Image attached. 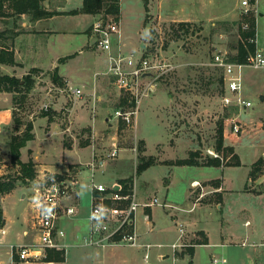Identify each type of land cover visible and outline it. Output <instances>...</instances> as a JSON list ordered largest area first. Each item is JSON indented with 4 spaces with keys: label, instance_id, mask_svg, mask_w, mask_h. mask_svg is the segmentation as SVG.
<instances>
[{
    "label": "rangeland",
    "instance_id": "rangeland-1",
    "mask_svg": "<svg viewBox=\"0 0 264 264\" xmlns=\"http://www.w3.org/2000/svg\"><path fill=\"white\" fill-rule=\"evenodd\" d=\"M147 1L148 12L146 0H124L121 15L122 47L126 53H134L137 59L145 54H158L177 65V69L156 79L155 91L145 97L140 105L137 128L122 121L113 127L109 126V121H105L108 118L110 122L116 123L113 119L114 111L126 107L118 106L121 97L129 99V95L121 91L113 79L105 74L106 71L98 76L100 87L95 91L92 89L94 70L82 72L74 67L69 69L72 88L88 86L83 89V95L77 98L66 94L65 86L61 87L54 82L52 75L49 77L48 74H40L35 70L13 75L9 71L11 68H3L9 64H0V75L16 78L21 81V85L27 75L32 77L30 90L13 86L10 92H0L10 95L15 117L20 124L13 122L0 136V176H19V168L11 164L9 143L11 137L19 133L17 129L23 131L25 123L32 121L35 137L29 141V147L49 165L57 167L68 164L67 168L61 169H66L62 173L71 171L75 179L80 180L76 187L80 196L77 214L61 222L62 227L67 230L65 243L68 247L62 253L66 258L65 263L55 264H95L93 258L108 264H214V260L218 264H251L252 260L253 264H264V210L256 209L253 198L244 196L229 201L230 207H226V210L233 209L230 217L227 213L222 216L213 201L212 205L208 204L211 194H207L211 187L198 182L190 188L194 180L205 181L214 178L216 174L220 177L218 169L171 165L188 158L196 150L204 155V159L215 158L209 154V150L217 152L224 165L236 160L235 156L241 162L235 147L226 144L225 140L223 151H217L215 147L219 122L224 120V126H227L226 120L234 118L238 110L224 107L218 83L222 72L213 66L212 58L218 52L227 57L237 54L239 23H245L250 17L257 21L255 37L264 45V15L260 16L261 13L264 14V0H258L256 11L249 16L240 13L242 0ZM255 1L257 0H252ZM187 18L195 19L192 21L196 25L195 33L180 32L181 36L178 38L172 31V26ZM2 22L0 18V30L3 28ZM146 29L149 32H145ZM0 43L9 45L3 39ZM247 72L248 93H263L264 90H260L257 85L264 81V70ZM99 96L103 98H98ZM253 104L254 107L260 106L257 96H254ZM45 112L53 117L50 124H58V134H55L57 137L53 140H47L44 131L47 120L42 116ZM236 121L241 125L240 132L235 133V137L239 139L259 121L264 127V113L259 116L247 111ZM113 143L119 146L118 157L109 161L110 171L106 169L105 174H97L96 180L106 185L111 184L112 180L123 182L125 191L134 187L137 191L139 188L142 190L141 195L137 192L139 200L148 202L157 198L160 204L170 205H155L152 209H147L149 221L145 220L141 208L137 213L141 243L152 246L147 262L144 259L146 249L108 248L104 250V254L94 255V250L84 244L83 236L89 233L88 218L92 207V192L89 187L91 172L85 165L93 156H106L112 151ZM227 143H230L229 139ZM143 147L147 152H141L140 148ZM251 152L243 151V166L226 171L228 188L236 191L244 188L250 165L256 156V153L252 156ZM141 155L152 156L156 163L137 174ZM23 156L27 160L26 150ZM31 159L33 160L32 155ZM197 160L203 161L200 158ZM35 169L38 171V167ZM40 179V176L28 182L19 179L17 193L5 198L3 202L8 217L5 228L9 230L11 225L13 227L12 244H19L17 232L26 228L22 229L21 222L32 210L35 188ZM165 179L170 180V183ZM253 185L250 188H258L259 184ZM189 188L194 191L191 201L187 200ZM22 193H27V199L22 198ZM201 198L203 201H199ZM72 202H76L74 197ZM239 206L248 208L250 213L240 216L236 211ZM33 215L35 216L34 213ZM33 220L35 224V218ZM247 220L250 225H246ZM222 223L224 231L233 235V240L222 242ZM181 228L184 229L183 233L180 232ZM28 230L31 233L32 229ZM205 231L208 232L209 243L195 246L194 255L191 256L188 249L207 238ZM9 236L10 232L4 238L8 240L11 238ZM174 244L177 245L175 249ZM111 249L120 251L117 258L108 254ZM48 251L44 258L33 263L46 264L49 260ZM9 253V246L0 247V264H10ZM223 260L225 263H222Z\"/></svg>",
    "mask_w": 264,
    "mask_h": 264
},
{
    "label": "built area",
    "instance_id": "built-area-1",
    "mask_svg": "<svg viewBox=\"0 0 264 264\" xmlns=\"http://www.w3.org/2000/svg\"><path fill=\"white\" fill-rule=\"evenodd\" d=\"M256 3L258 0L255 2L242 0L240 13L244 16L251 15L256 11ZM243 29H249L247 22L243 23ZM249 41L256 45L255 50L249 52L243 62L231 61L230 57L221 52L213 56V66L222 72L224 81L222 102L226 108L247 109L253 106L252 101L245 96L247 71L264 70V45H261L256 37L250 38ZM90 46L105 55L107 62L105 74L113 79L114 84L121 91L129 95L130 104L114 111L115 124L122 121L130 127L137 128L142 100L155 91L156 79L174 72L177 65L158 54L155 56L147 54L137 59L134 53H126L122 47L121 20L113 15L99 16L95 20L92 25ZM64 92L77 98L83 95L81 88L70 86H66ZM240 128L241 125L234 119L233 132H240ZM119 150L118 144L113 143L112 151L106 156H93L92 160L85 165L91 172L89 187L92 192V207L88 218L89 233L83 236L84 244L87 247L102 250L123 247L146 249L144 259L147 262L148 252L152 246L141 243L137 229V213L140 208H153L155 205L169 207L170 205L160 204L157 198L141 202L135 187L125 191L121 186L117 189V185L108 186L96 180L97 174L106 172L109 161L118 157ZM209 154L220 158V155L213 150H209ZM79 184L80 180L75 179L71 171L46 175L40 179L31 204L36 221L35 237L31 242L9 245L10 264H29L39 261L45 257L48 250L66 252L67 230L62 227L61 222L77 214L78 205L70 204L68 201L76 194V187ZM144 218L149 221L148 214L145 213ZM180 232L183 233L184 229L181 228ZM7 233L5 226L0 227V247L3 245L1 240ZM173 248H177V245L174 244ZM213 263L219 262L214 260ZM222 263H225V260ZM46 264H53V262H46Z\"/></svg>",
    "mask_w": 264,
    "mask_h": 264
},
{
    "label": "crops",
    "instance_id": "crops-1",
    "mask_svg": "<svg viewBox=\"0 0 264 264\" xmlns=\"http://www.w3.org/2000/svg\"><path fill=\"white\" fill-rule=\"evenodd\" d=\"M41 1V3H40ZM39 9H43L46 12L52 13L51 15L44 17V18H34L32 13L23 12V13H16L15 15L10 16H2V29L0 32H2V39L7 44L9 42V45H4V47L8 50H10L13 53V59L14 63L9 65H4L5 67L11 68L10 73L13 75H20V74H26L30 70H35L40 72V74H48L49 77L54 73V71L57 69L58 75L62 82L65 83L66 86H70V80H69V69L77 68L78 71H85V70H94L93 73V80H92V89H96L100 87L99 78L98 76L105 73L107 69V62L105 55L96 50L95 48H92L90 46L92 42V25L95 22V20L99 17L96 15L91 14H85L82 13L81 10L84 5V0H39ZM7 5V4H6ZM123 6H124V0H121V14H120V20L122 19V13H123ZM20 7H22L20 5ZM149 7V6H148ZM264 14H260V16H263ZM161 19V17H160ZM182 21H195V19H185ZM69 57V58H68ZM66 58V59H65ZM62 59H65L62 61ZM13 65V66H11ZM247 79H248V72H247ZM62 87V86H61ZM64 87V88H65ZM71 87V86H70ZM257 87L260 90H264V81L258 83ZM83 89L88 88L87 85H83L82 87H77ZM62 88H60L61 90ZM94 91V92H95ZM92 92V94L94 93ZM67 94V93H66ZM66 95H64L65 97ZM245 96L248 100L252 101L254 96H257L260 101L259 107H254V104L251 108L247 109H238V113L234 116V118H229L226 121L228 122L227 126L224 128V140L226 141V144H231L235 147L236 153L240 157L241 165L240 166H230V165H224L221 166H196V167H207V168H214L218 169V173H221V176L218 177L217 174L213 176L214 178H210L205 181H199L194 180L191 182L190 188H192V184L199 182L203 183L204 186L211 187V191H209V194L211 196L209 197V205H212L214 202L217 205V210L220 211L221 215L228 214V217H230V214L233 209H227L226 207H230L231 200L236 199L237 197H244V196H250L253 198V202L256 206L257 210H264V194L261 195H255L252 192L246 191V184L250 182L249 174L251 171V168L254 163L257 162L261 156L264 155V127L261 126L262 122L259 121L258 124L253 125L251 130H247L245 134H243L239 139L235 137V133L232 130V122L233 120H237L240 117L244 116V113L247 111H252L253 114L262 115L264 113V92L250 95L247 91V80H246V88H245ZM98 98H103L102 96H99ZM240 111V112H239ZM47 120V124L45 126V134L47 136V140H53L54 137L58 134V124L57 122L50 124L48 121V117L42 116ZM41 118V117H40ZM244 120V119H242ZM105 121H109V126L112 125L113 127L116 126L114 122H110V119L105 118ZM14 122V106L12 104V99L10 95L5 93H0V136L4 132V129H8V127H11ZM34 132V130H33ZM229 139L230 143H227ZM29 143L26 147H24L21 152V160L23 162L29 161L31 158V155L33 157L35 168L38 167V171L36 170V173L39 172L41 175L37 173V176H40L43 178L46 175L49 174H57L62 173V168H67L68 164H63L62 166L58 165L57 167H54L53 165H49L46 162H43L40 159V156L36 151L29 147ZM64 147V146H63ZM27 151V160L24 159V151ZM243 151H249L251 152V155L253 156L254 153H256V156L254 158V161L251 163L249 171H248V177L246 184L244 188L240 191H236L233 189L228 188V184L226 183V171L228 169L238 168L244 165V160L242 157ZM147 152V150L145 151ZM144 152V153H145ZM31 153V154H30ZM202 157L200 159H204V155L200 153ZM110 163L107 165V171H110ZM154 166V165H153ZM169 166V165H168ZM152 167V166H151ZM106 171V172H107ZM105 172V173H106ZM104 173V174H105ZM171 172H169L170 174ZM114 178H117L115 175L112 174ZM168 177V176H167ZM166 178V177H165ZM112 180V179H111ZM116 180V179H115ZM168 183H170V180L165 179ZM123 183V182H122ZM119 183L118 181L111 182V184H108V186L117 185V189L121 186L122 190H125L124 183ZM264 183V174L258 178V180L255 182V184H263ZM140 184V183H139ZM203 187V186H202ZM189 188L188 192V198L187 200H190L191 195L193 194V190ZM139 188L137 192H139V195H141L142 190ZM197 192V191H196ZM17 193V189L13 190L11 193L5 195L1 199V205L4 213L5 218V225L8 222L7 213L3 207V202L5 198L10 197L11 195ZM138 195V196H139ZM28 197L27 193H22V198ZM143 197V195H142ZM141 198V197H140ZM73 199V198H72ZM72 199L69 201L70 204H76L79 205L80 196L79 193L76 192L74 195V199H76V202H72ZM141 202H145L144 199H140ZM199 201H203V198H201ZM213 201V202H212ZM143 215H145L147 209L152 208H141ZM212 209V208H210ZM239 215L245 216L249 214V209L243 206H239V208L236 210ZM34 215L33 211L31 210L30 213L26 214V217L23 219V222H21V225L23 226L22 229L26 228L22 232H17V241L19 243H25L30 242L35 237V230H34ZM250 223L249 220L246 221V225ZM250 225V224H249ZM222 233H221V240L223 243L227 239L233 240V235L228 234L226 230L224 231V225L222 223ZM13 229L12 225L8 230L7 236L9 235L11 238L6 240V238H3L1 240V243L3 244V247H8L13 243L12 241V235L11 230ZM32 229L31 233L30 230ZM138 229V224H137ZM27 233V235H26ZM208 238L209 243V236L208 232L205 231ZM141 238V237H140ZM224 239V240H223ZM204 245V244H202ZM197 246V245H196ZM264 246V245H262ZM94 250V255L104 254V250L99 248H92ZM119 250L111 249L108 253L111 257H116L117 254H119ZM257 254L259 252H256ZM117 258V257H116ZM66 259V258H65ZM62 261L61 263H65ZM95 264H108V262L103 260H94ZM57 262H53L55 264ZM111 263V261H109ZM35 264V263H31ZM251 264H253V260L251 261Z\"/></svg>",
    "mask_w": 264,
    "mask_h": 264
},
{
    "label": "trees",
    "instance_id": "trees-1",
    "mask_svg": "<svg viewBox=\"0 0 264 264\" xmlns=\"http://www.w3.org/2000/svg\"><path fill=\"white\" fill-rule=\"evenodd\" d=\"M39 0H0V17L2 16H10L15 15L16 13H23L28 12L32 13L34 18H44L52 13L46 12L43 9H39ZM41 3V1H40ZM7 4V5H6ZM20 5L22 7H20ZM148 1L146 0V11L148 12ZM82 13L91 14L96 16H106V15H113L117 18H120L121 14V0H84V5L81 10ZM147 20V19H146ZM249 24V29H243V21L239 23V31H240V40L237 45V54L230 57L231 61H238L243 62L246 60L247 55L249 52H253L255 50V45L249 42L250 38H254L256 35L257 29V21L254 17H250L247 21ZM196 25L190 21H180L176 25L172 26V31L174 34L180 38V32L188 33H195ZM2 39V32H0V40ZM0 64H11L14 63L13 53L6 49L4 45L0 43ZM5 49V51H3ZM146 55V54H145ZM69 58V57H68ZM66 59V58H65ZM65 59H62L64 61ZM213 60V58H212ZM31 75H27L24 79V84L21 85V81L12 78L9 76H1L0 75V92L1 91H12L13 86H22L28 90L31 89L32 86V77ZM52 79L54 82L60 84V86H65V83L62 82L60 79L57 69L52 74ZM3 83L4 86H3ZM218 83L220 84L222 95L224 93V81L223 76L221 75L218 79ZM9 84V85H8ZM129 99L127 97H121L118 106H128ZM43 116L48 117V121L51 122L53 117L49 115V113H43ZM14 122L19 124V120L15 117L14 113ZM20 125V124H19ZM123 127V125H121ZM9 128V127H8ZM224 120L220 121L218 124L217 129V141H216V150L223 151L224 147ZM34 125L32 121L25 123V128L23 131L17 129L19 133L17 135H13L11 137L9 143V150H10V157H11V164L18 167V177L16 178H3L0 176V227L5 226V218L4 213L1 205V199L3 196L11 193L13 190L17 188L18 180L21 179L24 182H28L34 180L37 176L35 163L30 158L29 161L23 162L21 160V149L26 147L27 143L34 139ZM141 152L145 151V147L140 148ZM202 155L200 154L199 150H196L193 154H191L188 158L183 160H178L175 163H171V165H189V166H221L222 162L219 158H212L207 157L203 159V161H198L197 158H201ZM196 158V159H195ZM232 163H229L230 166H240L241 162L237 159ZM155 159L150 156L146 157L145 155H141L139 158V163L137 165V174L142 173L147 168L155 165ZM264 172V157L260 158L256 163L253 164L249 178L250 181L246 184V191L252 192L255 195L264 194V183L258 185V188H250L255 184V182L263 175ZM252 185V186H251ZM208 244V238H205L203 242H199L196 245ZM188 249V254L191 256L194 255L195 246ZM63 251H56V250H49V260L48 262H62L64 261V256H62ZM53 259V260H51Z\"/></svg>",
    "mask_w": 264,
    "mask_h": 264
},
{
    "label": "clouds",
    "instance_id": "clouds-1",
    "mask_svg": "<svg viewBox=\"0 0 264 264\" xmlns=\"http://www.w3.org/2000/svg\"><path fill=\"white\" fill-rule=\"evenodd\" d=\"M145 32H149V31L146 29ZM38 206H39V205H38Z\"/></svg>",
    "mask_w": 264,
    "mask_h": 264
},
{
    "label": "water",
    "instance_id": "water-1",
    "mask_svg": "<svg viewBox=\"0 0 264 264\" xmlns=\"http://www.w3.org/2000/svg\"><path fill=\"white\" fill-rule=\"evenodd\" d=\"M149 75V74H148Z\"/></svg>",
    "mask_w": 264,
    "mask_h": 264
}]
</instances>
